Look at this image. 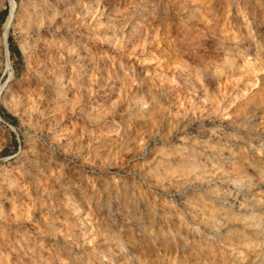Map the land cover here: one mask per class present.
Returning <instances> with one entry per match:
<instances>
[{
  "label": "rangeland",
  "instance_id": "obj_1",
  "mask_svg": "<svg viewBox=\"0 0 264 264\" xmlns=\"http://www.w3.org/2000/svg\"><path fill=\"white\" fill-rule=\"evenodd\" d=\"M13 1L0 264H264V0H83L85 82L44 111L17 97L46 53L39 0Z\"/></svg>",
  "mask_w": 264,
  "mask_h": 264
},
{
  "label": "bare ground",
  "instance_id": "obj_2",
  "mask_svg": "<svg viewBox=\"0 0 264 264\" xmlns=\"http://www.w3.org/2000/svg\"><path fill=\"white\" fill-rule=\"evenodd\" d=\"M11 2L13 7L4 26L5 35L10 23L16 18L15 2L13 0ZM66 2V0H39L38 3L34 2L35 12L28 21L27 29L28 32L35 33L34 35H40L44 42L43 50H46V53L43 56L42 66L37 69V72L33 76L32 86H30L27 92L17 96L29 111L47 110L49 108L48 100L53 94L60 101V98H65L67 92L75 87L76 79L80 85L85 82L84 77L87 65L82 62L84 61L82 44L73 43V38L77 37L74 32L78 27L74 25L85 21L87 5L83 0H75L72 7ZM67 20L72 22L73 25H67ZM57 35H59V40L52 39ZM4 42L6 43L5 39ZM74 51L79 57V60H76V62L80 64L82 72L75 73L70 70L66 74L65 64L61 63L60 57L58 58L55 55H62V58L64 56L70 57ZM8 69L11 76L10 65H8ZM1 88L0 86V93Z\"/></svg>",
  "mask_w": 264,
  "mask_h": 264
},
{
  "label": "trees",
  "instance_id": "obj_3",
  "mask_svg": "<svg viewBox=\"0 0 264 264\" xmlns=\"http://www.w3.org/2000/svg\"><path fill=\"white\" fill-rule=\"evenodd\" d=\"M12 52H13V53H18V52H17V51H15V50H12Z\"/></svg>",
  "mask_w": 264,
  "mask_h": 264
},
{
  "label": "water",
  "instance_id": "obj_4",
  "mask_svg": "<svg viewBox=\"0 0 264 264\" xmlns=\"http://www.w3.org/2000/svg\"><path fill=\"white\" fill-rule=\"evenodd\" d=\"M5 40H6V35H5ZM5 49H6V51H7V46H5Z\"/></svg>",
  "mask_w": 264,
  "mask_h": 264
}]
</instances>
